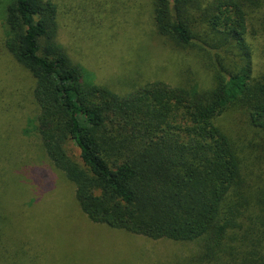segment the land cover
I'll return each instance as SVG.
<instances>
[{"label":"trees","instance_id":"1","mask_svg":"<svg viewBox=\"0 0 264 264\" xmlns=\"http://www.w3.org/2000/svg\"><path fill=\"white\" fill-rule=\"evenodd\" d=\"M111 2L135 25L149 17L145 68L132 71L125 92L86 77L60 40L73 34L57 0H0L1 46L33 78L42 153L90 223L197 242L191 264H264V0ZM105 33L110 45L107 30L99 40ZM185 56L206 67L209 83L195 70L192 80L167 82L164 66L146 75L151 58L168 57L180 76ZM229 119L239 121L235 132ZM83 229L60 227L58 237L74 242ZM8 246L0 245L1 264L27 262Z\"/></svg>","mask_w":264,"mask_h":264},{"label":"rangeland","instance_id":"2","mask_svg":"<svg viewBox=\"0 0 264 264\" xmlns=\"http://www.w3.org/2000/svg\"><path fill=\"white\" fill-rule=\"evenodd\" d=\"M93 1L96 3L88 5V0H57L60 18L72 23L73 34L70 40L67 35H60V40L71 53H78L86 77L88 70L96 81L110 89L128 91L134 80L132 71L145 68L140 61L145 60L150 45L146 29L150 25L148 14L141 19L144 23L135 25L124 6L117 9L111 0ZM122 2L135 3L134 0ZM137 2L144 4V0ZM135 9L131 8L132 13ZM104 30L112 33L114 42L110 45L107 33L104 41L103 37L99 40ZM139 32L143 33L142 39ZM1 33L0 22V37ZM10 58L3 51L0 38V245L8 246L10 242L7 251L13 254L19 249L18 257L25 254L21 261L27 259V264H191L199 248L197 242L152 240L95 225L81 216L72 196L73 185L45 158L33 128L32 119L37 114L30 92L33 78ZM151 62L155 69L146 75L157 77L166 68L167 82L192 80L190 70H195V65L191 66L190 56L186 57V71L180 76L175 61L168 57L158 61L151 58ZM205 68L203 64L196 67L194 76L203 84L210 82ZM235 122L239 124L238 120L226 122L234 132L238 125ZM58 208L68 215V222L59 221L55 214ZM79 224L85 229L82 233L76 231L74 242L58 237L60 227L73 228ZM85 233L88 237L83 239L81 234ZM4 254L7 255L6 251Z\"/></svg>","mask_w":264,"mask_h":264}]
</instances>
